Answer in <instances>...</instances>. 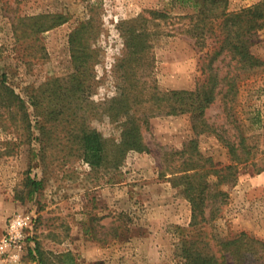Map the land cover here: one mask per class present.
<instances>
[{
  "label": "rangeland",
  "instance_id": "374dc122",
  "mask_svg": "<svg viewBox=\"0 0 264 264\" xmlns=\"http://www.w3.org/2000/svg\"><path fill=\"white\" fill-rule=\"evenodd\" d=\"M260 1L230 0V10ZM194 3L0 0V264H182L193 204L176 179L183 172L176 171L190 159L211 171L215 193L227 191V200L214 197L206 206L208 215L219 210L202 225L217 255L223 257V240L243 231L264 241V66L237 70L227 53L210 66L221 42L215 34L202 47L188 32ZM153 10L168 17L153 18ZM60 14L67 21L51 27ZM90 20L94 51L79 97L69 90L78 70L71 35ZM134 29L145 30L148 41L137 51L128 45ZM251 50L264 60V27L252 35ZM215 71L220 79L238 73L233 113L255 145L254 162L237 167L229 181L214 172L237 164L223 139L237 131L223 93L206 111L213 130L201 132L191 112L169 113L158 98L172 89L194 90ZM132 83L145 146L121 157L114 148L126 116H115L111 104ZM86 127L107 138V157L97 167L83 154ZM262 263L264 254H252L242 264ZM227 264L241 263L229 257Z\"/></svg>",
  "mask_w": 264,
  "mask_h": 264
},
{
  "label": "trees",
  "instance_id": "16d2710c",
  "mask_svg": "<svg viewBox=\"0 0 264 264\" xmlns=\"http://www.w3.org/2000/svg\"><path fill=\"white\" fill-rule=\"evenodd\" d=\"M184 1L187 2L188 0ZM194 1V6L197 10L195 13L189 14L192 18V23L188 32L192 37L196 38V42L202 47L206 46L208 39L215 34L217 35V40L221 42L219 48L215 49L211 56L210 66L213 61L224 53L231 56V61L235 62V68L240 71L257 70L264 66V60L251 50L252 35L264 27V0L238 11L230 10V0ZM151 13L153 18L157 19L168 17V13L161 10H153ZM56 18L57 21H53L50 25L51 27L59 22L67 21V17L62 14ZM91 21L82 22L71 35V48L78 70L73 74V84L69 90L74 96L79 95V97H82L85 91L84 76H86L87 69L83 68L89 64V51H94L89 42L91 36H88L89 30L92 28ZM145 32V30L134 29L130 34L131 42H129L130 38L128 37L129 47L137 51L141 48L140 46L148 42L145 37L143 38ZM237 79L238 73L231 74V72H228L220 79L219 73L215 71L212 72L209 81L204 82L194 90L172 89L158 97L167 103L165 108L169 113L191 112L195 118L194 127L196 130L202 127L199 130L201 132L213 130V126L206 119V111L216 100L217 96L223 93L228 116L236 118L233 122L237 129L236 133L223 137L233 155V160L237 164L227 165L222 170H214V172L219 174L223 171L221 174L223 181L226 179L229 181L232 175L236 176L235 169L237 167L242 164L253 163L255 158L253 151L255 145L250 141L251 137L248 133L247 125L242 117L237 118V114L233 113L234 101L240 92ZM221 81H225V85L217 90ZM133 84L136 87L135 83H132L127 88L123 87L121 95L114 97L111 104V109L115 111L113 113L116 114L115 116H118V118L122 115L126 116L122 139L118 146L114 148L121 157L130 149H142L145 146L140 131V117H137L132 110L133 104L136 102V100H131L132 96L130 95L131 89V92H135ZM1 85L4 86L8 94L11 96L15 95V90L8 86L5 81H2ZM2 95L3 91H0V96ZM17 96L19 95H16V98ZM11 100L12 98L6 100L8 105H10ZM22 103H24V100H22ZM54 112L60 113L61 109L60 111L54 110ZM80 143L83 148V154L91 165L97 167L103 164L107 157L108 142L100 130L87 127L82 129ZM184 163L185 166L176 171L183 172L182 174H176V179L178 183L184 184L185 193L193 204V218L190 224V232L185 234L181 240L182 264H227L229 257L233 261L242 264L244 259L252 254H261L262 256L264 252L261 253L262 251L260 250L264 248V241L249 235L245 231L221 242V250L224 252L223 257L218 256L211 248V243L205 239L202 225L203 222L217 215L219 206L212 208L210 215L207 214L206 206L210 204L214 197H218L220 203L227 200V191L220 189L215 193L212 190L214 184L208 179L211 171H206L200 167L197 161L190 159L184 161ZM225 252H229L230 255L225 254Z\"/></svg>",
  "mask_w": 264,
  "mask_h": 264
}]
</instances>
